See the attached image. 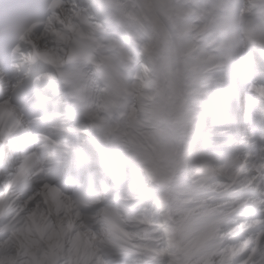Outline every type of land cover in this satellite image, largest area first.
Returning a JSON list of instances; mask_svg holds the SVG:
<instances>
[{
    "label": "clouds",
    "instance_id": "obj_1",
    "mask_svg": "<svg viewBox=\"0 0 264 264\" xmlns=\"http://www.w3.org/2000/svg\"><path fill=\"white\" fill-rule=\"evenodd\" d=\"M0 264H264V0H0Z\"/></svg>",
    "mask_w": 264,
    "mask_h": 264
}]
</instances>
